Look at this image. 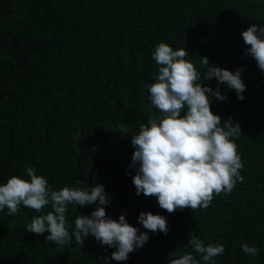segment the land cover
<instances>
[{"label": "trees", "instance_id": "trees-1", "mask_svg": "<svg viewBox=\"0 0 264 264\" xmlns=\"http://www.w3.org/2000/svg\"><path fill=\"white\" fill-rule=\"evenodd\" d=\"M251 24L264 26V0H0V184L13 175L29 179L28 166L53 190L88 188L90 175L91 188L102 184L110 198L111 219L126 213L144 232L141 212L166 218L167 234L148 232L141 250L199 260L185 247L191 233L224 246L209 264H264V72L245 55L240 35ZM159 42L184 47L201 86L226 97H211L210 110L241 129L233 139L244 179L231 193L214 194L207 208L169 214L132 184L130 138L151 115L146 85L154 82ZM201 57L228 71L242 68L244 99L215 78L203 80ZM49 211H0V264H121L110 259L114 248L92 236L81 248L74 239L59 247L45 240L47 232L26 231L33 216ZM91 212L90 205H68L69 232L76 215ZM241 244L258 254H244Z\"/></svg>", "mask_w": 264, "mask_h": 264}, {"label": "clouds", "instance_id": "clouds-1", "mask_svg": "<svg viewBox=\"0 0 264 264\" xmlns=\"http://www.w3.org/2000/svg\"><path fill=\"white\" fill-rule=\"evenodd\" d=\"M245 45V55L256 62L258 69L264 72V26L251 24L240 33ZM188 52L183 48L173 50L168 44L159 42L152 52L156 62V75L153 83L146 85L151 115L146 123L138 126L131 135L134 148L132 176L137 196L155 197L159 207L169 214L185 208L191 211L207 208L215 195L229 194L237 182H242L240 170L244 167L237 152L235 137L241 135L239 124L231 118L221 122V118L210 110L211 97L224 101L218 90L201 86V73L189 62ZM200 61L206 68L203 80L215 78L218 84H226L232 89L238 100L246 85L242 80L243 69L234 72L211 65L206 57ZM153 109L156 111L153 112ZM183 112V115L181 113ZM25 172L29 179L11 176L6 183L0 184V211L5 208L9 215H18L20 206L37 213L49 206L51 211L33 216L26 225V231L37 235L49 233L46 241L56 246L66 247L75 240L80 248L88 236H92L101 246L114 248L110 259L122 262L137 248L147 243L148 232L167 234V220L162 215L141 212L138 223L146 230L127 223L125 214L118 221L108 217L105 207L110 198L104 186L97 184L90 190L85 187H63L53 190L43 176L37 175L33 167ZM75 204L85 207L95 204L89 215H76L74 231L68 230L67 207ZM185 247H190L200 259L188 252L177 253L169 264H209L214 257L223 255L222 244H207L189 233ZM240 250L255 257L259 249L256 246L241 244ZM108 264V258H102Z\"/></svg>", "mask_w": 264, "mask_h": 264}, {"label": "water", "instance_id": "water-1", "mask_svg": "<svg viewBox=\"0 0 264 264\" xmlns=\"http://www.w3.org/2000/svg\"><path fill=\"white\" fill-rule=\"evenodd\" d=\"M89 187L91 189V180L89 175L88 180ZM92 211L95 210V204L90 205ZM171 258L178 257H168L166 255L160 254L159 252H146L137 248L134 252L128 255V259L126 261H122L121 264H169V260Z\"/></svg>", "mask_w": 264, "mask_h": 264}]
</instances>
